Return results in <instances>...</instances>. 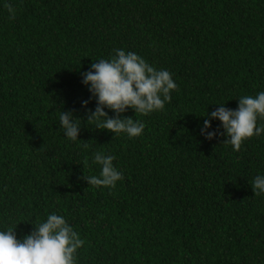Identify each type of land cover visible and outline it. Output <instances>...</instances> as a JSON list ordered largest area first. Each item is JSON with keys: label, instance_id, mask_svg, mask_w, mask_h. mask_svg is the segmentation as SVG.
I'll list each match as a JSON object with an SVG mask.
<instances>
[{"label": "trees", "instance_id": "trees-1", "mask_svg": "<svg viewBox=\"0 0 264 264\" xmlns=\"http://www.w3.org/2000/svg\"><path fill=\"white\" fill-rule=\"evenodd\" d=\"M115 48L177 84L162 109L122 114L144 122L140 136L95 127L81 106V72ZM262 90L264 0H0V229L19 237L55 211L84 240L76 264H264V194L250 184L264 133L233 151L199 131L217 103ZM98 150L122 172L115 187L84 179Z\"/></svg>", "mask_w": 264, "mask_h": 264}, {"label": "clouds", "instance_id": "clouds-1", "mask_svg": "<svg viewBox=\"0 0 264 264\" xmlns=\"http://www.w3.org/2000/svg\"><path fill=\"white\" fill-rule=\"evenodd\" d=\"M4 6L12 18L15 15L13 5L6 2ZM81 83L90 93L87 99L81 100L86 121L113 134L123 132L128 137L140 136L145 124L132 116L122 115L127 108L139 114L160 110L171 99V90L177 88L169 70L156 68L137 52L124 48L113 49L107 59L93 60L81 72ZM93 97L95 106L88 108ZM217 104L218 107L203 114L205 118L199 131L205 138L223 134L225 139L222 142L238 151L246 138L264 133V123L258 122L264 119V90L254 96H239L235 108L226 107L224 102ZM106 109L112 110L113 114L109 115ZM76 117L73 110H61L58 117L63 134L72 141L80 139L82 121ZM213 119H218L220 125L213 127ZM91 159L100 166V171L98 175L84 176L88 185L112 188L122 179V172L114 165L112 154L98 150ZM250 184L254 195L264 194V173L255 175ZM15 226L0 229V264H76V252L84 240L64 215L50 212L19 237Z\"/></svg>", "mask_w": 264, "mask_h": 264}]
</instances>
